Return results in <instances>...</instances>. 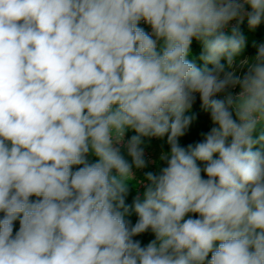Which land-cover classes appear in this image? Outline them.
Here are the masks:
<instances>
[{
  "label": "clouds",
  "instance_id": "obj_1",
  "mask_svg": "<svg viewBox=\"0 0 264 264\" xmlns=\"http://www.w3.org/2000/svg\"><path fill=\"white\" fill-rule=\"evenodd\" d=\"M245 19L264 0H0V264H264V43L239 59ZM197 97L213 126L182 146ZM153 137L164 166L137 181Z\"/></svg>",
  "mask_w": 264,
  "mask_h": 264
},
{
  "label": "trees",
  "instance_id": "obj_2",
  "mask_svg": "<svg viewBox=\"0 0 264 264\" xmlns=\"http://www.w3.org/2000/svg\"><path fill=\"white\" fill-rule=\"evenodd\" d=\"M236 24H237V21H232L229 25V28L226 29V31H228L230 34L231 27L236 25ZM140 26L145 28L146 31H150L148 25L141 23ZM239 31L246 38V46H245L243 52L240 54L239 59L243 60L245 58H251L256 53V47L254 45H259L260 43H264V20H262L261 24L259 26H257L255 29H251L248 26L247 19H245L243 23L239 24ZM201 51H202L201 45L198 42L193 41L190 59L195 58L197 63L201 64L202 62L199 61V56L201 54ZM222 62L226 63V61H223V60H222ZM237 70L241 74L243 71H246V69H239V68H237ZM236 91H239V89L236 88V89H234L233 92L235 93ZM220 98H223V97L221 96ZM188 114L193 115L195 117V119L193 120V123L190 126L186 135L184 137L180 138V144L182 146H187L188 144H195L196 142L202 140L204 138L202 133L208 132L209 129L213 126L211 124V121H210L209 113L201 108L200 101H199L198 97H197L196 102L193 104V107H192L190 113H188ZM133 134H134L133 132H129L128 136L130 137ZM143 139H144V145L150 146L149 149L154 147L159 156H161L162 152L169 150V145L166 143V137L163 139L154 138V137L153 138H143ZM145 157L148 158L149 154L145 155ZM89 160H90V162H94L95 157L89 156ZM163 166H164V163L161 161H158L156 163V165L154 166V168L148 169L146 172L153 171V172L158 173L159 168L163 167ZM144 174L141 175L139 181L144 178ZM136 180H137V178H136ZM145 183H147V181H145ZM138 192L139 193L143 192V186L142 185L138 190H136V189L130 190L129 195L126 198V204L131 205L134 197L138 194ZM31 199L34 200L36 198L32 197ZM2 215L3 214L0 213V216H2ZM126 219L131 221L132 224H134L136 222V220L138 219V217L136 216L134 211H131L130 214L126 217ZM18 229H19V221L17 220L14 222V232L17 231ZM134 239L140 240L141 244L143 246V245H146L149 241L154 239V234H152L151 231L149 230L148 232L141 234L140 236L134 237ZM209 259H210V256H209Z\"/></svg>",
  "mask_w": 264,
  "mask_h": 264
},
{
  "label": "rangeland",
  "instance_id": "obj_3",
  "mask_svg": "<svg viewBox=\"0 0 264 264\" xmlns=\"http://www.w3.org/2000/svg\"><path fill=\"white\" fill-rule=\"evenodd\" d=\"M143 147L145 148V153L149 154V157L146 158L148 166L144 169H139V170L134 169L135 177L137 178L138 181L141 175H143L148 169L154 168L156 163L160 161L159 160L160 156L157 154V151L155 150L154 147H152L151 149H149L150 146L148 145H143ZM124 154L125 156H127L126 152Z\"/></svg>",
  "mask_w": 264,
  "mask_h": 264
},
{
  "label": "built area",
  "instance_id": "obj_4",
  "mask_svg": "<svg viewBox=\"0 0 264 264\" xmlns=\"http://www.w3.org/2000/svg\"><path fill=\"white\" fill-rule=\"evenodd\" d=\"M141 23L145 24L144 22H141ZM145 25H146V24H145ZM149 30L151 31L150 26H149ZM150 31H148V32H150ZM236 92H238V91H236ZM236 92H235V93H236ZM145 155H147V154L145 153Z\"/></svg>",
  "mask_w": 264,
  "mask_h": 264
}]
</instances>
